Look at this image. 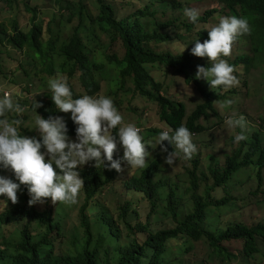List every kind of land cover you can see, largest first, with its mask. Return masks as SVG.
I'll use <instances>...</instances> for the list:
<instances>
[{
	"label": "trees",
	"instance_id": "trees-1",
	"mask_svg": "<svg viewBox=\"0 0 264 264\" xmlns=\"http://www.w3.org/2000/svg\"><path fill=\"white\" fill-rule=\"evenodd\" d=\"M148 1L150 3L144 8L122 19L117 17L111 0H94L98 13L96 15L91 14L85 5L80 3L72 9L70 15L78 21L72 33L67 35L65 26L58 24L57 31L54 33L48 28L46 43L42 41V24L37 23L36 18L32 19L33 26L29 33H24L17 22L10 26L0 22V73H3V56L7 47H16L17 41L29 44L26 56H24L25 64L20 65L19 72L26 79L39 78L42 83L41 88H48L49 79L58 75H63L67 79L78 77L77 81L80 88H83L84 95L96 96L100 86L94 78V72L103 68L98 62L107 59L109 63L124 64L125 68L120 73L122 81L129 82L134 87V95L146 97L158 105L160 121L166 127L177 129L186 123L192 132L202 135L208 131L206 125L211 120L207 124L204 121L210 119V112L214 113L213 118H220L215 103L213 106L211 101L213 95L203 91L208 99L207 102L198 106L187 118L186 107L182 103H174L162 94L163 86L151 77L146 66L161 64L178 67L191 74L188 81L198 82L195 78L197 66L208 67L211 63L206 57H196L189 52L175 56L169 51L156 50L153 44L184 39L182 35L184 27L187 31H191L194 29V24L184 16L185 6L181 1H168L170 17L168 22L155 17L154 0ZM216 1L229 10V15L247 19L251 29L250 34L242 36L243 38L244 36L249 37L255 54L250 56L245 53L228 63L235 70L244 67L249 72L257 68L262 59L261 49L264 48V0ZM178 11L182 12V17L177 15ZM214 13L216 10L213 8L205 12L199 20L206 22ZM169 30L170 33H174L173 37L170 36ZM13 33L17 36L13 37ZM61 35L67 41L61 42ZM201 35L202 32L198 34L201 43L209 39L208 35ZM242 36H238L235 42L239 41ZM103 38L111 43H121L125 51L121 60L116 55L108 54L107 48L103 47ZM54 58L61 60L60 66H57V60L55 62ZM91 60H98V62L92 65ZM36 61L42 69L39 73L36 70ZM210 89L209 87L208 90ZM232 92L234 91H225L222 86L216 88L214 89V101L222 102ZM45 99L48 100L47 97ZM40 103L42 107L36 109L37 113L44 114L50 107V103L48 101H40ZM26 104L27 102L23 103V105ZM20 133L24 135L21 131ZM147 133L151 139L158 134V131L149 129ZM167 148L170 151V148ZM150 153L147 170L136 173L130 179L122 181V184L126 191L146 197L152 207L150 218L154 215L169 218L176 210L177 214L174 218L172 217L175 228L154 231L148 224L147 226L138 225L136 227L140 229L138 231L132 226V222L137 221L139 216L136 210L131 209L135 206V201L127 202L120 209L121 214L116 221L98 199L105 188L117 178V175L114 172L93 169L83 173L85 191L84 202L79 210V230L75 233L73 242L58 251L53 234L57 233L58 242H60L66 239V229L63 223L54 221L52 209L43 210L44 208L39 204L29 206L30 197L25 186L22 187L24 192L21 189L18 191V203L16 204L0 196V213L5 212L0 215V233L5 225L18 226V229L9 237L1 236L3 242L0 243V264H143L145 261L147 264H173L169 257V242L179 238H188L196 242L206 239L224 262L236 260L237 257L228 254L222 246L225 243L237 241L243 242V254L246 258L251 259L261 254L264 257V224L262 223L255 227H248L241 222L232 223L223 231L214 228V233L203 227L208 205L204 203L203 198L196 195L198 188L195 181L199 179L197 176L199 160L192 163V169H187L191 179L190 191L194 193V206L188 209L182 204V198H178V187L163 180L168 172L161 155L156 153L152 146ZM210 161L212 165L209 171L214 180V194L218 189L226 190L228 182L236 174L252 166L258 169L257 177L263 183V134L254 132L251 138L226 158L224 167L214 166V156H211ZM166 187L170 189L168 206L159 213L158 203L162 202L163 194L158 195L157 192L165 190ZM232 201V197L214 198V210ZM40 210L43 211L40 212ZM183 213L186 215L180 220L179 217ZM23 215L30 216L33 221L23 225L22 223H25V220H21ZM21 221L23 222L20 223ZM122 225L125 226L123 229H121ZM135 232L145 234L142 244Z\"/></svg>",
	"mask_w": 264,
	"mask_h": 264
},
{
	"label": "rangeland",
	"instance_id": "rangeland-1",
	"mask_svg": "<svg viewBox=\"0 0 264 264\" xmlns=\"http://www.w3.org/2000/svg\"><path fill=\"white\" fill-rule=\"evenodd\" d=\"M168 1L154 0L153 9L156 11L155 17L163 22L170 20ZM179 1L185 6L184 10L185 8L197 9L200 13L199 17L213 8L216 10V13L209 17L206 23L199 21L197 24H194V29L191 31H187L184 27L182 33L184 39H174L169 42L153 44L156 50L169 51L175 56L184 55L185 52L191 53L195 40L198 39L201 42L198 36L201 31H204L213 22L214 26L218 24L220 17L231 16L229 15V10L216 0ZM80 3L85 5L91 14H98L94 0H2L0 3V22L7 26L17 22L19 28L24 33H29L33 26L32 19L36 18L37 23L42 24V41L46 43L48 28L54 33L57 31L58 24L65 26V33L67 35L72 33L78 25V21L75 18H71L70 15L72 14V9ZM111 3L115 6L117 17L122 19L136 13L150 2L148 0H111ZM177 15L182 17V12L178 11ZM168 32L170 33V30ZM173 34V32L170 33V36L173 37ZM12 36L16 37L17 34L13 33ZM60 39L61 42L67 41L62 35ZM103 44V47L107 48L109 55H116L120 60L123 58L125 51L121 43H111L103 38ZM28 45L17 41L16 47H7L3 56V73H0V85L9 92L14 103H18L25 109L20 117L23 123L19 131L25 136L33 137L36 132L34 130V120L38 114L34 108V99L40 102L38 100L40 98L41 101L47 102L45 95L48 94V89L41 88L42 83L39 78L26 79L19 72L20 65L25 64L24 56H26L28 51ZM186 46L187 48L182 53V50ZM245 53L250 56L255 54L249 37L244 36L243 38L242 36L239 41L233 43L231 55L225 58L229 62ZM260 56L262 59L257 68L247 72L244 67H239L234 71L233 74L239 80V84L229 89L234 92L230 93L227 99H225L231 100L232 104L229 107L220 109L215 103V108L218 110L220 118H213L214 113L210 112V119L204 121L207 124L211 120L206 125L208 131L203 135L197 136L199 147V171L197 172L199 188L197 194L204 197L206 201L208 198L207 193H210L213 199L233 198L231 203L221 208L215 210L214 206L207 208L205 228L212 232H214V228L223 231L226 227L232 225V223L237 222H241L248 227H255L260 223L264 224V191L260 190L261 184L264 187V182L261 183L258 179V169L256 167L252 166L247 170L239 172L228 182L226 190L224 188L218 189L215 194L214 180L209 171L211 156L214 155V166L224 167L226 158L231 156L242 143L251 138L254 132H261L264 138V48L261 49ZM56 60L57 66H60L61 60L54 58L55 62ZM97 62L98 60H91L92 65L97 64ZM98 63L103 68L94 72V78L100 86V90L96 96L105 95L110 97L123 116L124 122L136 124L144 132L146 139L150 141L155 152L161 155L162 162L164 163L167 154L159 149V145H156L159 133L166 130V126L160 121L158 105L146 97L134 95V87L129 82L124 83L122 81L120 73L125 68L124 64L119 65L117 62L109 63L107 59L101 60ZM35 65L39 73L42 70L39 62L36 61ZM146 70L157 83L163 86L162 94L165 97L174 103H182L186 107L187 118L192 115L198 106L207 102L208 99L203 91L211 93L208 90L210 85L206 80L197 79L198 82L188 81L191 74L178 67L155 64L153 66H146ZM77 79L78 77L68 78L67 81L73 85L74 92L83 95L84 90L80 88ZM38 92L41 94L34 98V95ZM24 102L28 104L23 105ZM233 116L235 118H239L240 116L245 118L243 129L240 127H228L226 120ZM15 118H17V115H15ZM149 129H156L158 134H155L150 139L148 134H146ZM241 132L246 136V139L239 143L234 142L235 135ZM165 169L168 172L165 178L169 179L170 184L177 185L179 188L177 194L183 197L182 204L188 209H192L193 193L190 191L191 180L189 171L187 170L192 169L191 163L176 158L175 164L172 166L166 164ZM134 174H126L116 178L113 183L105 188L98 201L113 215L116 221L120 217V209L127 202L135 201V206L131 208L132 210H136L139 215L137 221L132 222V226L135 228L138 225L147 226L148 224H150L151 229L154 231L175 228L176 225L173 223L171 216L166 218L154 215L150 218L149 215L152 207L148 200L142 195L126 191L122 181L131 178ZM210 189L212 191H208ZM167 193L168 189L163 193V202L158 208L159 213L164 211V208L168 205ZM43 210H40V212ZM4 213H0V215ZM21 220H25V223H22L23 221L20 222L23 225L33 221L30 216L25 215L22 216ZM54 221L64 222L66 229V239L60 240V242H58L57 233L53 234L57 242L56 249L58 251V249L71 244L75 233L79 230V208L65 209L59 207L55 209ZM124 227L122 225L121 229ZM17 229V225H5L0 233V243L3 242V237H9ZM136 229L140 230L139 228ZM135 234L140 244H142L145 240V234L137 232ZM222 248L226 249L228 254L235 255L237 257L236 260L224 262L206 239L198 242L188 238L172 240L169 243V256L175 264H264L262 254L256 255L251 259L244 256L242 241L225 243ZM144 264H147V261Z\"/></svg>",
	"mask_w": 264,
	"mask_h": 264
},
{
	"label": "clouds",
	"instance_id": "clouds-1",
	"mask_svg": "<svg viewBox=\"0 0 264 264\" xmlns=\"http://www.w3.org/2000/svg\"><path fill=\"white\" fill-rule=\"evenodd\" d=\"M199 15L195 8L184 10V16L192 24L201 21ZM250 31L247 19L223 16L218 24L214 26L213 22L201 31V36L208 35L209 39L203 43L196 39L191 48L192 55L206 57L211 63L208 67L198 65L195 78L209 83L211 93L208 94L213 95V106L216 103L220 109H224L232 104L231 100L214 101V89L222 86L227 91L239 84L233 74L234 67L222 57L230 56L237 37L250 34ZM47 85L54 103L47 100L50 107L44 114L36 115V133L33 137L20 133L23 123L20 117L25 109L14 103L9 92L0 85V196L16 204L17 193L20 189L24 192L22 187L25 186L30 197L29 206L39 204L44 209H52L55 215V209L59 207L80 210L84 202L85 172L93 169L114 172L119 178L147 170L151 155L150 141L135 124L124 122L110 97L84 93L79 95L63 75L49 79ZM39 94L36 93L34 98ZM40 107L42 104L34 99L35 110ZM226 124L229 128L243 129L245 118L229 117ZM197 136L200 135L192 132L186 123L177 129L166 127L156 141L161 151L167 154L164 163L172 166L176 158H180L192 165L199 160ZM245 139L246 136L241 132L235 135L234 142L239 143ZM165 177L163 180L170 184ZM207 196V201L201 197L208 205L207 208L214 206L211 194L207 193ZM162 202L158 203V208Z\"/></svg>",
	"mask_w": 264,
	"mask_h": 264
},
{
	"label": "crops",
	"instance_id": "crops-1",
	"mask_svg": "<svg viewBox=\"0 0 264 264\" xmlns=\"http://www.w3.org/2000/svg\"><path fill=\"white\" fill-rule=\"evenodd\" d=\"M42 89H48V88H42ZM46 97H47V99H48L51 103H54V102L52 101V99H51V92L49 91V89H48V94L45 95V98H46ZM38 100L41 101L40 98H38ZM39 103H40V102H39ZM27 104H28V103H27ZM135 125H136V124H135ZM35 133H36V132H35ZM195 183H196V187L199 188V179L196 180ZM261 189H262V191H264V187H261ZM164 191H165V190H160V191L157 192V194H158V195H162V194L164 193ZM169 191H170V189H168V192H169ZM250 195H251V194H250ZM176 214H177V211L175 210L174 213L171 214V215H172V217L174 218ZM184 215H186V213H183L182 216L179 217V219L181 220L182 217H183Z\"/></svg>",
	"mask_w": 264,
	"mask_h": 264
},
{
	"label": "water",
	"instance_id": "water-1",
	"mask_svg": "<svg viewBox=\"0 0 264 264\" xmlns=\"http://www.w3.org/2000/svg\"><path fill=\"white\" fill-rule=\"evenodd\" d=\"M196 139L198 140V137Z\"/></svg>",
	"mask_w": 264,
	"mask_h": 264
}]
</instances>
